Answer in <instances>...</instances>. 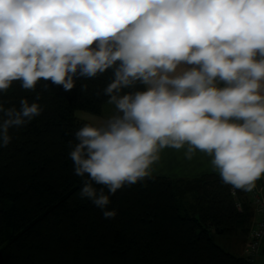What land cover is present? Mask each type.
<instances>
[{"label":"clouds","instance_id":"1","mask_svg":"<svg viewBox=\"0 0 264 264\" xmlns=\"http://www.w3.org/2000/svg\"><path fill=\"white\" fill-rule=\"evenodd\" d=\"M109 71L94 95L115 111L68 141L78 194L105 219L118 214L109 207L118 190L153 178L165 148L187 144V160L194 149L212 155L225 185L255 188L264 175V0H0V95L14 81L35 93L19 107L0 99V148L43 113L38 82L70 92Z\"/></svg>","mask_w":264,"mask_h":264},{"label":"trees","instance_id":"2","mask_svg":"<svg viewBox=\"0 0 264 264\" xmlns=\"http://www.w3.org/2000/svg\"><path fill=\"white\" fill-rule=\"evenodd\" d=\"M110 78L79 80L70 92L38 82L43 113L10 130L11 144L0 148V264H249L240 247L231 253L214 242L243 244L253 218L247 197L234 199L218 175L153 176L125 187L111 197L114 219L80 198L68 141L88 123L76 112L100 115L107 97L94 92ZM21 98L31 103L35 93L19 81L0 95L17 107Z\"/></svg>","mask_w":264,"mask_h":264},{"label":"crops","instance_id":"3","mask_svg":"<svg viewBox=\"0 0 264 264\" xmlns=\"http://www.w3.org/2000/svg\"><path fill=\"white\" fill-rule=\"evenodd\" d=\"M184 68H191L194 65H182ZM218 87L225 86L223 82H217ZM115 111L114 105H108L105 103L102 107L100 115H92L88 113H81L84 117L83 120L88 123H100L103 119L110 116ZM86 115V116H85ZM189 146L186 144L182 149L165 148L161 150V160L153 167L155 171L152 176H162L171 179H191L199 177L203 174H215L220 176L219 170L216 169L211 163L213 156L207 153L200 152L198 149H194V156L191 160L184 158V152ZM264 193V188H263ZM251 206V205H250ZM254 221L256 215L252 209ZM247 236L246 241L243 243V248L240 250L241 255H244L246 245L248 243ZM257 264H264V255L259 257Z\"/></svg>","mask_w":264,"mask_h":264},{"label":"built area","instance_id":"4","mask_svg":"<svg viewBox=\"0 0 264 264\" xmlns=\"http://www.w3.org/2000/svg\"><path fill=\"white\" fill-rule=\"evenodd\" d=\"M264 175L256 181V186L252 191L244 190L233 191L229 186V191L234 199H238L239 192L249 200V204L253 209L256 217L251 223L249 229L248 243L245 248L244 256L249 261V264H257L259 257L264 255ZM236 207L240 209L241 203L236 202Z\"/></svg>","mask_w":264,"mask_h":264},{"label":"rangeland","instance_id":"5","mask_svg":"<svg viewBox=\"0 0 264 264\" xmlns=\"http://www.w3.org/2000/svg\"><path fill=\"white\" fill-rule=\"evenodd\" d=\"M110 105V104H108ZM111 106V105H110ZM81 113H85V112H76V117L80 120H83V115ZM86 116V115H85ZM186 199V198H185ZM214 242L216 244H218L221 248H223L224 250L234 253V252H238V248L239 251L243 248V244H239V243H235L234 240L230 239V238H225V237H220V236H214ZM259 260V259H258Z\"/></svg>","mask_w":264,"mask_h":264}]
</instances>
